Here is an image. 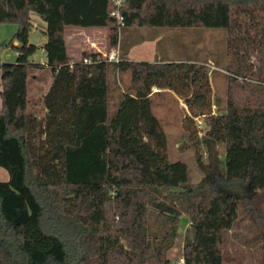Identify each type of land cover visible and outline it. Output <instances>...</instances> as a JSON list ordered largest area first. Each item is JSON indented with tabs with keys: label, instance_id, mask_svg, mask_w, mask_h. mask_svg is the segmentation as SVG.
<instances>
[{
	"label": "trees",
	"instance_id": "trees-1",
	"mask_svg": "<svg viewBox=\"0 0 264 264\" xmlns=\"http://www.w3.org/2000/svg\"><path fill=\"white\" fill-rule=\"evenodd\" d=\"M113 9V0H0V24L18 25L9 43L17 60L0 64V167L9 174L0 182V264H170L183 215L184 264H249L231 236L249 217L262 232L241 241L264 243V0H126L121 8L122 27L230 32L227 108L218 115H209L203 64L130 61L122 50L118 62L70 56L69 28H103L107 48L120 46ZM32 13L46 18L47 63L32 62ZM44 68L53 82L30 99ZM124 73L130 84L111 119L109 77ZM154 89L183 100L190 138L195 119L206 124L201 138L194 133L204 174L196 184L184 162L170 161Z\"/></svg>",
	"mask_w": 264,
	"mask_h": 264
},
{
	"label": "rangeland",
	"instance_id": "rangeland-1",
	"mask_svg": "<svg viewBox=\"0 0 264 264\" xmlns=\"http://www.w3.org/2000/svg\"><path fill=\"white\" fill-rule=\"evenodd\" d=\"M33 27L29 35V42L38 47L36 53L32 56L34 63H47L46 53L43 46L46 42L44 34L46 22L38 14L31 15ZM18 30V25L14 23L0 24V64H13L17 60V54L11 46L10 41ZM230 32L220 28H134L122 27L120 30V46L112 49L107 48L106 31L103 29L92 30H67L66 41L68 51L75 60H81V55L86 52L89 54L100 53L102 59H108L110 53L118 50V57L122 53L130 61L136 62H156L160 60L195 62L205 65L210 76L212 88L211 100L212 108L209 115H218L224 113L227 108L228 88L230 76L225 71L224 65L229 59L228 41ZM121 48V49H120ZM122 50V53H121ZM106 54V56H105ZM255 63L256 61L253 60ZM37 80L31 82L29 88V98L38 99L42 97L43 91L50 88L53 82V74L47 69H37ZM131 76L129 73L110 75L109 83L111 85L112 101L109 107V116L112 119L119 107L122 92L130 84ZM1 90V76H0ZM154 89L152 97V111L159 119L167 135L168 153L170 161L184 162L189 170L190 182L198 183L204 176L199 169L196 161V147L194 133L201 138L205 133V122L202 119H195L193 125L192 137L183 126V118L188 114V108L183 100L168 90ZM46 91V92H47ZM1 106V99H0ZM219 157L224 159L225 147L218 146ZM203 158V162H209L208 152L204 145H200L198 150ZM9 180L8 172L0 167V182ZM224 184L220 185L223 189ZM241 190L245 191L244 188ZM235 193V190L233 191ZM246 216L240 214V218ZM244 220L233 233L238 236H231L234 248H239L243 253L245 261L249 264H261L264 252L263 245L259 242H251L244 245L241 241L242 236L247 239L255 237L262 230L252 223L249 217ZM189 227V219L183 215L178 224V238L175 241V248L167 254L170 258V264H178L182 255L181 244L184 243V235ZM240 237V238H238ZM183 248V245H182Z\"/></svg>",
	"mask_w": 264,
	"mask_h": 264
},
{
	"label": "built area",
	"instance_id": "built-area-1",
	"mask_svg": "<svg viewBox=\"0 0 264 264\" xmlns=\"http://www.w3.org/2000/svg\"><path fill=\"white\" fill-rule=\"evenodd\" d=\"M126 0H113V6L114 9L111 12V17L114 18L120 27H122L124 25V17L121 13V8L124 5ZM106 56V54H105ZM109 62H118L119 61V57H118V50H114L110 53L108 59H106ZM84 63L86 64H91L92 63V59L91 58H85L84 59ZM178 264H184V259L181 258L179 259V263Z\"/></svg>",
	"mask_w": 264,
	"mask_h": 264
},
{
	"label": "crops",
	"instance_id": "crops-1",
	"mask_svg": "<svg viewBox=\"0 0 264 264\" xmlns=\"http://www.w3.org/2000/svg\"><path fill=\"white\" fill-rule=\"evenodd\" d=\"M81 30V28H69V30ZM92 29H103V28H89V29H86V30H92ZM68 30V29H67ZM82 30H84V29H82ZM103 30H105V29H103ZM106 31V30H105ZM106 36H107V31H106ZM68 47V46H67ZM37 79H34V81H36ZM46 91L47 90H44L43 91V94H42V96L44 95V94H46ZM158 91V90H157ZM2 104V103H1ZM0 109H1V106H0ZM189 225H190V223H189ZM178 238V237H177ZM182 245H183V243L181 244V250H180V252H182ZM174 248H175V246H174ZM173 248V249H174ZM173 249H171V250H173ZM170 250V251H171ZM170 251L168 252V254L170 253ZM182 258V255L180 256V259ZM169 260H171L170 258H169Z\"/></svg>",
	"mask_w": 264,
	"mask_h": 264
},
{
	"label": "water",
	"instance_id": "water-1",
	"mask_svg": "<svg viewBox=\"0 0 264 264\" xmlns=\"http://www.w3.org/2000/svg\"><path fill=\"white\" fill-rule=\"evenodd\" d=\"M43 20L45 21V20H46V18H45V17H43Z\"/></svg>",
	"mask_w": 264,
	"mask_h": 264
}]
</instances>
